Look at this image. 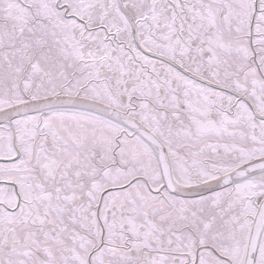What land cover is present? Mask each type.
Wrapping results in <instances>:
<instances>
[{
	"label": "snow or ice",
	"instance_id": "obj_1",
	"mask_svg": "<svg viewBox=\"0 0 264 264\" xmlns=\"http://www.w3.org/2000/svg\"><path fill=\"white\" fill-rule=\"evenodd\" d=\"M0 264H264V0H0Z\"/></svg>",
	"mask_w": 264,
	"mask_h": 264
}]
</instances>
